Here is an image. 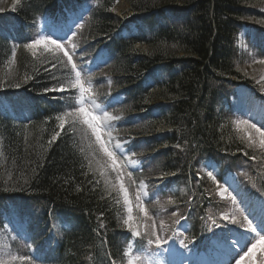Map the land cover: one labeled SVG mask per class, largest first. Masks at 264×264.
I'll list each match as a JSON object with an SVG mask.
<instances>
[{
	"label": "trees",
	"instance_id": "1",
	"mask_svg": "<svg viewBox=\"0 0 264 264\" xmlns=\"http://www.w3.org/2000/svg\"><path fill=\"white\" fill-rule=\"evenodd\" d=\"M260 1L19 0L4 12L22 22L26 34L34 33L36 22L63 15L62 8L87 10L65 47L71 53L73 44L85 52L103 46L113 55L106 74L126 99L114 110L121 116L117 134L132 140L142 162L140 172H122L130 190L144 179L149 192L142 204L147 216L138 206L140 245L154 221L162 238L173 232L176 243L203 247L227 210L215 195L218 182L227 171H238L243 160L242 189L248 197L264 195V150L240 134V121L227 105L234 84L260 91L243 73L244 59L235 46L242 25L264 29L256 9ZM166 12L178 14L180 23L149 36L114 39L122 23L151 24ZM25 46L14 49L0 38V96L17 117L0 113V234H6L2 213L12 205L20 219L30 220L31 236L39 234L38 242L31 241L42 253L31 259L25 243L7 234L16 264H123L129 236L117 195L93 163L100 150L79 120L58 127L66 101L60 92L43 91L67 88L70 65L56 48L31 52ZM157 68L162 73L144 87L145 76ZM21 110L27 111L24 116ZM206 161L214 163V179ZM179 225L184 226L177 231Z\"/></svg>",
	"mask_w": 264,
	"mask_h": 264
},
{
	"label": "rangeland",
	"instance_id": "2",
	"mask_svg": "<svg viewBox=\"0 0 264 264\" xmlns=\"http://www.w3.org/2000/svg\"><path fill=\"white\" fill-rule=\"evenodd\" d=\"M7 1L0 0V14H3L6 10H9V8L13 4H15L14 2L16 0H7ZM115 9L117 10V8ZM256 9L260 13L264 14V0H261L257 4ZM74 22H75V19L73 18L71 14H69L66 20V27L72 25ZM262 25L264 27V22L262 23ZM1 27L2 26H0V28ZM52 29H53L52 25H46L45 27L42 26V36H49L50 33L52 32ZM64 35H67V34H64ZM123 35H127L126 30H124ZM251 38H252L251 30L249 31L247 28H244L239 33V36L237 39L236 44H237L238 49L241 51L242 54L246 53L243 56L244 60L241 64L242 65L241 69L243 73L247 75V77L248 76L251 77V81L254 82V84L260 88V92L264 96V79H262V77H264V64L259 63V61H264V56H261L260 53H256L253 47V44H251V52L248 50L250 47V42L253 39ZM38 47H42V49H46L47 52H50L51 50H55V46L52 45L51 43H42L40 45H37L35 48H31L30 51L33 52L34 50H37ZM60 52H62V57L65 60H67V57L64 55L63 51H60ZM100 54L102 56L100 57L98 61H96V64L102 65L104 64V61H105V53L104 51L100 50ZM69 75H70V80H72L71 73H69ZM156 75L157 73H155V76ZM105 81L107 85H109V79L105 78ZM79 96H80V93L77 90V97L75 99V102L79 98ZM85 97L89 100L94 98L96 102L100 104L106 110L105 103H102L101 100L96 99L93 95L90 96L89 93L87 94L85 93ZM109 100L112 103H116V102L119 103L121 102V97L119 95H116V96L112 95ZM229 105L232 108L233 112L240 111V112L249 113L250 116L252 115V117L254 118V122L257 119H259L261 116V109L257 106L253 93L246 87L239 86L234 89L233 95L231 96L229 100ZM77 106H81V105H77ZM83 107H85L89 111L93 110L90 103L83 105ZM0 111H5V112L10 113V108L7 106V104L2 99V97H0ZM98 114L102 116V113H98ZM110 115L114 116L112 114ZM85 119L86 117L84 116V114L82 113L79 114V121L82 123V125L86 128V130L89 133L88 139L93 145L96 143L98 149L100 150L99 151L100 159H95L93 163L99 170L101 169L104 170L105 175L103 176V182L104 184L106 183L108 189L114 191V193L117 195V198L120 202L119 205H121V210H122L121 220H122L123 228L124 230L129 231V235L131 236V239H135L136 237L132 236V230L128 227V225L124 224L123 221L129 215H131L133 217V228H137L139 231H141L143 224L139 223V218L137 217L138 206L141 204V202L146 201V199L148 198V192H147L148 185L146 184V181L144 179H140L141 181H139L136 184L135 188H133L132 190L129 189L130 182H127L125 180V175L122 172V168L120 167V164L116 161V164L113 165L110 159L105 158L106 155L104 151L102 150V144H101V140L103 137L101 132L104 133L106 140L109 142V145L111 146L112 149H114V151H115V145L117 143H120L123 145V148L120 149L119 151H116V153L122 159H124L127 166L131 170H138L140 167V163L137 158H135L132 154L128 152L127 147H126L127 146L126 141L120 140L115 133L116 122L119 119L108 121L107 123L109 127H104L103 125L101 126L99 130L100 141L96 140V136L93 134L91 127L84 123ZM237 128L240 134L246 139V141L250 145H255L259 149L264 150V148H261L259 146L261 137L259 136L258 133L255 132V129L241 122H239V124L237 125ZM241 163H238L239 168H241L239 166ZM121 185H123L124 189L127 192V200L129 201V203L127 204L125 203L124 192L120 190ZM235 187H236V179L234 175H228L224 186L219 191H217L216 197L221 201L224 199L229 200L230 198H232V195L235 194ZM137 196L140 197L139 202L137 201ZM129 208H131L132 210L131 213L128 212ZM7 210H9V214H6L5 216H3V219L5 220L6 230L10 231L13 229V231L16 234L23 236L25 238L26 233L23 230L22 224L18 220H16L15 215L13 214L12 206L9 205L7 207ZM256 219L259 220L261 219V217L258 214H256ZM21 221H24V220H21ZM255 239H257V237H255ZM255 239H252L251 242L254 243ZM7 242H8V237H6V234H3V233L0 234V260H8L9 264H16L15 260L10 259V257L14 256L15 252L10 250ZM132 251H133V244H132V241H130L128 246L124 250V254L126 256L125 264H128V260L131 257H134V254L132 253ZM230 251L231 250L229 248H224L222 249V254L227 256L226 260L229 262V264H235L236 260H233L232 262L231 256L227 255V253H230ZM126 253H129V255H126ZM257 253L258 251L255 253L254 257H256ZM177 256H179V254H175L171 249H165L163 247H159L158 249H156V251L149 252L147 254V257L145 258V262L142 264H199V262L197 261L199 257L194 258V254L186 252L180 260L177 259ZM211 260L214 262V259H211ZM138 264H141V263L138 262ZM224 264H226V262ZM244 264H250L247 258L244 261Z\"/></svg>",
	"mask_w": 264,
	"mask_h": 264
},
{
	"label": "snow or ice",
	"instance_id": "3",
	"mask_svg": "<svg viewBox=\"0 0 264 264\" xmlns=\"http://www.w3.org/2000/svg\"><path fill=\"white\" fill-rule=\"evenodd\" d=\"M16 3H19V0H16ZM75 35V33H73ZM64 37H57L56 39H52L51 36H42L39 39L34 40L32 43L26 45L28 48H35L37 45H40L42 43H51L52 45L55 46L56 49L63 51L64 55L67 56V64L71 65V70L74 73V79L70 80L68 83V87H60V88H45L43 91L45 93L48 92H60L61 93V99L66 101L65 107L68 109L67 111L64 112L62 116H58L57 119L60 121L58 127L61 130L65 129V124H71L75 125L78 120H79V114H84L86 119L84 120V123L89 125L92 129L93 134L96 136V140L100 141V135H99V130L101 126L103 125L104 127H109L108 121L111 120H118L119 117H114L111 116L100 104L96 102L94 98L91 100L87 99L85 97V93L90 92L91 90V80H83L82 79V70L78 69L77 65L73 62L72 56L68 54L67 51L64 50L65 46L63 43L60 41L63 40ZM73 47H75L73 45ZM58 63L63 64V61H59ZM259 63L264 64V61H259ZM56 64H53L52 67L56 68ZM264 79V77H262ZM86 84L88 85L86 87ZM71 90H78L80 93L79 98L76 100L75 103L72 102H67L70 101V97L73 95ZM90 103L92 106V111H89L83 105ZM81 105V106H77ZM98 113H102V116L99 115ZM244 123H247L246 121ZM251 127L255 129V132L259 134L261 137L259 146L261 148H264V131H261V128L256 127L255 124H252ZM264 127V125H262ZM60 133L57 132L55 136L52 137V141H55L57 136H59ZM50 141V143L52 142ZM123 148V145L120 143H117L115 145V151H110L108 148L102 146V150L104 151L105 155L111 160L112 164H116V151H119L120 149ZM122 154V153H121ZM91 163V162H89ZM90 171L92 170L91 167L89 169ZM101 175L104 176L105 172L103 169H101ZM129 176H131V173H129ZM208 176L214 179L213 172H208ZM107 182V181H106ZM143 186V185H142ZM122 192H124L125 195V203H129L127 200V192L124 189L123 185H121ZM140 197L137 196V201L139 202ZM119 203V201H117ZM171 203V201H170ZM235 201L233 200V204ZM140 212L144 213L145 216H147V211L143 207V205H139ZM131 208L128 209V212L131 213ZM175 215V213L173 214ZM243 215V214H242ZM148 219H151V217H148ZM222 219H228L227 216L222 217ZM124 224L128 225V227L132 230V236L133 237H140L141 233L137 228H133V217L129 215L126 219H124ZM232 223H236L237 221L235 218L232 219ZM215 223V221H213ZM244 224L247 225L246 231L249 233H254L255 237H258V239H255V237H249L245 243L240 245V252H243V255H240L239 252L236 253L237 256H239V259H236L235 264H244V261L246 258L249 260L250 264H257L256 260L253 259L255 253L259 250L262 255H264V222H261L258 225L254 226V222L249 219L248 216H243V221L241 222V226ZM164 222H160V227L161 229L164 228ZM155 237V239H153ZM252 239H255V242L252 243ZM148 245H153L157 248L161 247L163 244L167 243V240L162 238L160 235L157 234L156 231V225L155 222L153 221L152 224V232L151 235L148 236L147 239ZM239 243V242H237ZM182 246L187 247L186 244H184L183 241H181ZM251 245L250 247L248 245ZM244 248H247V251H244ZM126 255H129V253H126ZM235 258V257H234ZM11 260H16L17 257L12 256L10 257ZM21 261L29 260V257H19ZM140 260V257H131L128 260V264H138ZM0 264H9L8 260H0ZM260 264H264V260L260 261Z\"/></svg>",
	"mask_w": 264,
	"mask_h": 264
}]
</instances>
